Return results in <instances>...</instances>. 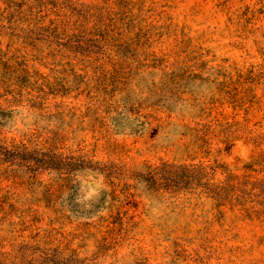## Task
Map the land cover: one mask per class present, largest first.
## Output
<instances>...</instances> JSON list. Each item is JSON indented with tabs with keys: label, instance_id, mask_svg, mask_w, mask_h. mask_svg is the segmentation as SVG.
I'll use <instances>...</instances> for the list:
<instances>
[{
	"label": "rangeland",
	"instance_id": "1",
	"mask_svg": "<svg viewBox=\"0 0 264 264\" xmlns=\"http://www.w3.org/2000/svg\"><path fill=\"white\" fill-rule=\"evenodd\" d=\"M0 264H264V0H0Z\"/></svg>",
	"mask_w": 264,
	"mask_h": 264
}]
</instances>
